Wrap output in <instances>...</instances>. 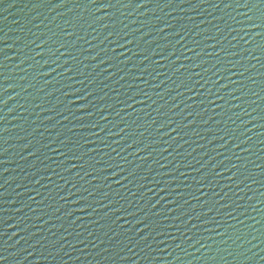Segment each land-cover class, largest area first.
Wrapping results in <instances>:
<instances>
[{"label":"water","instance_id":"obj_1","mask_svg":"<svg viewBox=\"0 0 264 264\" xmlns=\"http://www.w3.org/2000/svg\"><path fill=\"white\" fill-rule=\"evenodd\" d=\"M0 264H264V0H0Z\"/></svg>","mask_w":264,"mask_h":264}]
</instances>
